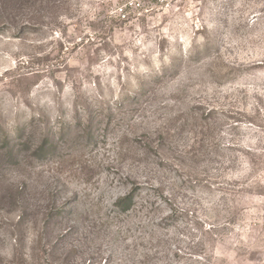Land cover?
I'll list each match as a JSON object with an SVG mask.
<instances>
[{
  "label": "rangeland",
  "instance_id": "obj_1",
  "mask_svg": "<svg viewBox=\"0 0 264 264\" xmlns=\"http://www.w3.org/2000/svg\"><path fill=\"white\" fill-rule=\"evenodd\" d=\"M0 264H264V0H0Z\"/></svg>",
  "mask_w": 264,
  "mask_h": 264
},
{
  "label": "trees",
  "instance_id": "obj_2",
  "mask_svg": "<svg viewBox=\"0 0 264 264\" xmlns=\"http://www.w3.org/2000/svg\"><path fill=\"white\" fill-rule=\"evenodd\" d=\"M133 204V194H130L127 197H124L117 201L115 204V207L121 211H129L131 209V206Z\"/></svg>",
  "mask_w": 264,
  "mask_h": 264
},
{
  "label": "built area",
  "instance_id": "obj_3",
  "mask_svg": "<svg viewBox=\"0 0 264 264\" xmlns=\"http://www.w3.org/2000/svg\"><path fill=\"white\" fill-rule=\"evenodd\" d=\"M130 5H133V4H130Z\"/></svg>",
  "mask_w": 264,
  "mask_h": 264
}]
</instances>
